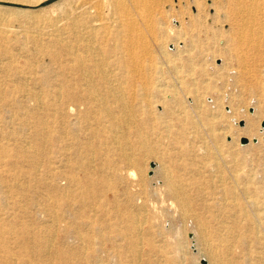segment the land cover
<instances>
[{"label": "bare ground", "instance_id": "bare-ground-1", "mask_svg": "<svg viewBox=\"0 0 264 264\" xmlns=\"http://www.w3.org/2000/svg\"><path fill=\"white\" fill-rule=\"evenodd\" d=\"M86 9L89 16L90 6ZM42 23L48 29L30 41L36 55H47L57 65V79L49 81L47 73L39 74L34 69L31 61L37 59L35 54L27 56L24 52L21 57L25 62L20 68L16 56L9 51L11 39L5 37L8 46L0 47V264H109V260L115 264H176L167 247L152 240L157 237V223L138 215L158 200L150 198L140 161L142 154L151 151L149 143L154 136L169 137L177 145L172 151L163 152L167 159L177 160L176 170L166 168L160 175L156 170L164 187L170 188L164 196L166 200L186 209L205 202L207 190L217 191L208 185L211 179L194 170L193 163L186 162L201 159L200 156L201 160L206 159L207 156L195 153L207 151L205 145H196L194 140L187 148L182 146L180 140L189 134L188 125L193 123L183 111L170 105L175 100L182 102L178 97L183 94L178 90L181 86L168 85L172 98L163 97L166 107L155 112L151 109L149 87L152 75L160 80L164 71L146 64L135 52L133 41L123 43V31L118 30L111 42L105 36H96L95 29L77 31L72 23L62 39L64 32L56 23ZM183 47L178 54L186 51L189 55ZM176 59L180 63L174 59L166 73L177 75L184 67L192 66L191 61L185 62L187 57ZM40 68L47 69L43 65ZM42 85H46L45 91L39 89ZM161 87H156L158 94L162 93ZM160 100L155 98L154 102ZM246 135L260 141L253 125ZM252 158L257 159V154ZM252 158L243 164L248 166ZM242 172L235 166L228 176H220L216 187L231 203L242 205L246 201L257 209L247 227L261 251L239 260L242 264H264V219L259 213L264 211L263 180H258L249 166ZM236 189H240L239 193ZM252 192L262 197L247 195ZM200 229L205 234L203 225ZM244 237L245 234L238 239L240 244L246 242ZM228 243L219 245L223 253H230L235 247ZM215 252H210L214 264H226L222 253Z\"/></svg>", "mask_w": 264, "mask_h": 264}, {"label": "rangeland", "instance_id": "rangeland-1", "mask_svg": "<svg viewBox=\"0 0 264 264\" xmlns=\"http://www.w3.org/2000/svg\"><path fill=\"white\" fill-rule=\"evenodd\" d=\"M86 3L84 0H0V47L8 46L5 37L11 39L9 51L16 56L17 65L21 68L25 62L21 55L24 52L27 56L35 54L31 37H36L48 29L43 25V21L56 23L62 33L64 32L61 35L62 39L66 38L72 23L77 27V31L84 33L95 29L96 36H105L111 42L116 38L115 34L118 30L123 31L121 37L123 43L133 41L135 52L141 54L146 64L150 63L164 71L160 80L156 78L157 75H152L149 99L152 101L153 111L157 112L166 107L162 102L163 97L172 98V94L167 92L168 85L181 86L178 90L183 94H179L178 97L182 102L176 103L175 100L170 105L176 111H183L182 114L190 117L193 123L188 125L189 134L180 140L182 146L187 148L194 140L195 143L197 142L196 145L199 143L205 145L207 151L205 152L207 155L201 150L195 153L198 156H207L206 159L201 160L203 157L200 156L201 159L196 158L186 162L193 163L194 170L211 179L208 185L217 190L216 192L207 190L205 202L191 204L190 208L186 209L166 200L164 196L170 192V188L164 187L163 180L157 177L156 170L159 175L166 168L176 170L177 160L173 157L167 159L163 152L172 151L177 145L169 137L154 136L150 139L149 145L150 150L155 152L142 154L140 161L147 179L146 189L150 192V198H158V200L157 203H149L147 210L138 217L144 216L147 220L157 223V237L152 240L167 247L166 250L174 256L176 264H214L211 251L221 252L226 264H242L240 258L255 256L261 251L260 245L253 239V235L249 234L247 225L253 221L252 213L257 209L249 206L246 201L242 205L237 202L231 203L228 197L224 199L223 193L216 186L219 184L220 176H228L235 166L239 169V173H243L242 171L249 166L257 179L263 180L264 188V73L262 72L264 62L260 61L264 59V0H93ZM88 6L91 8L89 16L86 14ZM8 12H12V15ZM258 22L259 25H256ZM257 26H261L260 30ZM32 29L35 31H31ZM249 38L251 41L247 40ZM182 47L183 50H188L189 55L186 51L178 54ZM52 50L55 51V48L52 47ZM36 57L37 59L33 58V61L29 58L34 69L38 70L39 74L47 73L49 81L57 79V65L52 63L47 55H36ZM175 57L181 59L187 57L185 62L191 61L192 66L184 67L177 75L166 73V69L171 68L173 63H180ZM174 59L175 62L172 63ZM40 65L47 69L40 68ZM23 71L28 72V69ZM159 86H162L160 94L155 91ZM39 89L45 91L46 85H42ZM188 89L192 92H186ZM41 97L45 98L44 95ZM155 98L161 100L154 102ZM252 125L256 134L260 135L259 142L257 139L253 142L254 139L246 135ZM243 138L247 139L246 143H242ZM254 154L258 156L255 160L252 158ZM250 158L253 159L251 163L248 166L244 165V160ZM134 173H138L137 170H134ZM239 190L236 189V193H239ZM154 191L158 194H151ZM247 195L262 197V194L253 192ZM161 198L165 200L161 201ZM258 210H261L260 206ZM182 212L186 213L184 218ZM259 213L264 219V211L261 210ZM202 225L205 227V234H202L200 229ZM244 234L246 242L240 244L238 239ZM218 235L220 238H216ZM228 242L235 244V247L230 253H223L219 245L226 246ZM109 261V264H115L114 261Z\"/></svg>", "mask_w": 264, "mask_h": 264}, {"label": "water", "instance_id": "water-1", "mask_svg": "<svg viewBox=\"0 0 264 264\" xmlns=\"http://www.w3.org/2000/svg\"><path fill=\"white\" fill-rule=\"evenodd\" d=\"M247 139L243 138L242 143H246ZM253 142H256V139L253 140Z\"/></svg>", "mask_w": 264, "mask_h": 264}]
</instances>
